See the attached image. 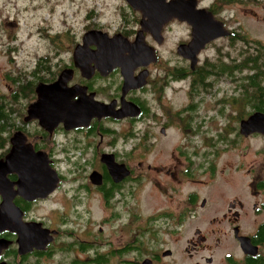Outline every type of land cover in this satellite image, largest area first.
<instances>
[{"label":"flooded vegetation","instance_id":"flooded-vegetation-1","mask_svg":"<svg viewBox=\"0 0 264 264\" xmlns=\"http://www.w3.org/2000/svg\"><path fill=\"white\" fill-rule=\"evenodd\" d=\"M123 1L118 8L119 22L115 28L94 23L88 26V30L102 32L109 38L122 36L129 42L128 45L112 47H138V50H129L121 57L135 60L134 64L140 65L133 70V76L141 77L144 83L140 88L124 95L120 68L105 76L96 70L90 80L85 79L75 66L74 52L77 47H68L66 58L64 53H59L62 47L56 49L53 57L47 56V64L52 70L44 72L48 74L46 81L39 84L52 85L64 70H72L73 78L67 88L78 91L72 102L78 100L85 88L86 94H94L95 101L101 104H114L118 111L125 102L132 103L138 107L139 114L122 119L94 118L89 126L70 130L61 122L50 131V125L48 129L44 128L38 120L26 121L28 108L37 98L24 112L14 113L11 132L4 134L7 139L0 140V163H5L14 149L15 157L21 158V161L39 158L17 155L19 149L30 152L31 148L35 154H43L59 182L53 193L32 202L18 194L19 175L16 172L0 180V210L15 206L23 216L22 221L7 216L0 219V264H177L178 234L185 232L184 237L188 232L191 234L192 230L188 228L192 226L196 228L194 234L185 240V252L191 260L199 257L200 260L194 264H264V171L258 169L255 163L247 165L244 158L238 162L235 171L246 169L250 174L248 189L244 191L245 199L235 196L231 183L224 189L221 187L223 192L219 194L207 193L204 196L194 189L180 193L175 185L199 183L204 174L211 177L217 173L212 162L207 168L195 163L194 159L199 155L194 152L189 155L185 144L181 148L175 147L178 148L175 167L167 171L173 184L165 186L158 182L154 189L160 195H170L168 201L172 207H160L151 214L143 212L145 199L142 197L146 184L150 185L146 181L153 179L147 176L157 168L150 158L160 138H167L170 131L178 137L181 133L190 137L199 136L203 111L209 114L211 110L207 104L209 94L200 90V79L195 74L196 68L206 62V59L202 61V56L221 40H227L232 45V38L240 30L229 26L220 16V3L205 4L204 0H198L197 9L212 13L231 35L207 45L198 55V64L193 70L191 61L178 54L179 46L192 40L193 26L180 22L176 17L171 18L167 5L173 0L162 3L160 11L163 13H158L156 23L127 0ZM180 23L187 26L191 39L171 46L169 35L173 27ZM138 36L143 42L136 45L134 42ZM168 47L171 48L167 50ZM87 48L92 52L98 50L95 46ZM238 56L241 57L240 53ZM96 64L95 60L91 62L92 67ZM114 82H117L115 86ZM179 93H183L184 98L179 100ZM224 100L230 105L231 114L225 113V107L215 110L219 120L227 122L224 133L218 134L216 139L208 137L205 143L209 147L216 142L222 143L223 156L227 145L233 152L242 149L243 145L249 149L250 142L259 138L264 142L263 134L241 133L242 122L261 111L235 106L228 98ZM245 153L241 156L244 157ZM262 153L261 165L264 166V148ZM105 156L120 168L124 165L129 174L124 176L111 172L103 163ZM160 159L157 162L160 163ZM221 173L225 174L224 171ZM93 174L98 175L93 177ZM193 179L199 181L192 182ZM171 191L174 193L171 194ZM57 196H60L57 202L62 205L58 219L40 221L31 217L36 205L54 201ZM98 203L105 207L103 211L106 212L100 221L101 226L110 225L113 229L111 238L106 241L102 240L103 227L95 229L94 224V230H91L89 221L86 220L84 226L81 219L83 208L89 216L91 211H95L94 204ZM17 215L19 212L16 210ZM32 223L41 224L45 230L41 233L43 248L21 254L20 236L30 231L24 225ZM209 226L210 229L203 230V227Z\"/></svg>","mask_w":264,"mask_h":264},{"label":"rangeland","instance_id":"rangeland-1","mask_svg":"<svg viewBox=\"0 0 264 264\" xmlns=\"http://www.w3.org/2000/svg\"><path fill=\"white\" fill-rule=\"evenodd\" d=\"M216 1L204 0V3L212 4ZM238 1L240 2L235 0L234 3L229 5L219 4L218 13L228 22L229 26L239 29L250 40H257L264 44V0ZM123 3V0H0V94L5 95L8 102H11L16 87L8 80L9 77L26 75L27 72L36 67L35 65L39 59L49 55L53 57L58 47H62L59 49V53H64L63 57L66 58L65 51L68 47H76L77 44L82 42L84 35L89 32L88 26L91 27V24L100 23L109 25L112 29L115 28V25L119 22L118 13L120 11L118 8ZM47 33L60 38L54 42ZM190 39L187 26L180 23L173 27L168 43L171 46L174 44L180 45L189 42ZM243 43L237 41L233 46L227 40H221L206 51L202 56V61L208 59L215 62L221 57L220 52L227 63L231 62V58L242 59V56L239 58V53L241 55L245 48L249 49ZM170 48L168 47L167 50ZM251 48V51L254 52L253 47ZM179 66H182V63L179 62ZM116 83L114 82L113 85L115 86ZM239 85L238 76L235 75L220 80L219 85L214 89V93L218 91L216 96L199 87L201 91H206L209 94L207 104L211 109L209 114L203 111V119L200 121V135L190 137L188 134L181 133L178 137L173 131H170L167 138H160L159 144L152 155L153 159L150 158L153 166L157 168L150 171L151 174L147 176L153 179L152 181H146L150 185L146 184V191L142 197L145 199L143 206L145 214L154 213L160 207L163 209L172 207V203L168 201L170 195H160L154 189L155 184H158V182L165 186H168V183L173 184L171 177L167 176V171L174 169L177 149L181 148L182 144L186 145V152L189 155L192 152L199 155L198 158L194 159L195 163H201L205 168L210 165V162L214 163L217 175L211 176L215 178L214 180L210 179L209 175L205 176L204 174L200 181L199 179H193L192 181H199V183H188L183 186H180V184L175 185L178 192L187 193L189 189H194L200 194H205L204 196L207 193L219 194L223 192L220 190L221 187L224 189L231 183L232 186H230L233 188L235 196L239 195L242 199H245L244 191L248 189L246 187L250 182V174L247 173L246 169L239 172L235 169L239 165L238 162L244 158L247 165L249 162L255 163L258 169L264 171V166L261 165L263 161V139L259 138L251 141L249 149L243 145L242 147L239 146L242 149H236L233 152H230V145H227L226 153L223 156H221L224 147L222 143L216 142L212 147L205 143L208 137L216 139L218 134L224 133L223 129L227 122L224 121L223 123L219 120L217 111L219 108L225 107V113L227 115L231 114V107L224 99L228 98L231 101L233 96L239 95ZM177 98L179 100L184 98L183 93H179ZM19 105L27 107L29 103L23 99ZM16 107L15 105L14 108ZM244 109L249 108L244 107ZM230 136L234 137L235 134H230ZM175 147L178 148L175 149ZM242 153L246 155L242 157ZM158 158L160 163L157 162ZM133 165L136 166V163ZM251 165L253 164H249V166ZM64 169H66V165ZM221 170L225 174L221 173ZM155 178L156 180H154ZM217 191L219 192L217 193ZM170 193L173 194L174 192L171 191ZM59 198L60 196H57L54 201L36 205L32 209L31 217L40 221L58 219L62 207L57 202ZM94 205L95 211H91L89 216L86 214L85 208L80 211L81 219L84 226L85 221H89L88 224L91 230H94V224L96 225L95 229L103 227L102 240L106 241L111 238L113 229L110 225L101 226L100 221L106 215V212L103 211L105 207L100 203ZM195 228L194 226L188 228V230H192V233L188 232L185 237V232L178 234L176 244L177 264H194L200 260L199 257L189 259L185 252V240L194 234ZM204 229H210V226L203 227Z\"/></svg>","mask_w":264,"mask_h":264},{"label":"water","instance_id":"water-1","mask_svg":"<svg viewBox=\"0 0 264 264\" xmlns=\"http://www.w3.org/2000/svg\"><path fill=\"white\" fill-rule=\"evenodd\" d=\"M165 0H127V2L136 10H141L144 15L156 23L160 7ZM198 0H173L167 5V10L172 14L171 18L176 17L180 22L191 23L193 26L192 40L188 44H181L178 48V54L191 61V69H195L198 64V55L204 48L214 41L229 37L231 33L225 28L222 22L215 19L212 13L206 9H197ZM143 41L138 36L134 42L136 45ZM129 42L122 36L109 38L102 32L89 31L83 37L82 44L77 45L74 52L75 66L82 76L90 80L95 71L98 70L103 76L113 70L120 68L123 76V94L126 95L130 90L140 88L144 83L141 77H134L133 70L140 66L135 65V60L128 61L121 57L127 51L138 50V47H112V45H128ZM98 47L96 52L90 51L87 47ZM113 55V56H112ZM96 61V66L92 67L91 62ZM73 78L72 70H64L59 80L52 84H39L36 88L37 100L28 108V117L26 121L38 120L40 125L47 128L64 122L67 130L87 127L94 118L114 117L118 119L126 117H136L139 109L132 103L125 102L120 110H116L114 104H101L94 99V94L88 96L87 89L79 95L76 102L72 98L76 96L77 90L68 89L67 84ZM49 128V127H48ZM47 128V129H48ZM241 133L245 135L258 133L264 135V113L256 112L241 124ZM20 146V144H19ZM15 149L8 156L5 163H0V180L11 172L19 175L18 194L25 197L28 201L44 199L53 193L58 185V177L55 171L50 167L43 154H35L31 148L30 152L25 149H19L17 155L21 157L35 156L39 157L32 161H21V158L15 157ZM103 163L108 166L111 172L122 173L124 176L129 174L127 168L122 165L121 168L110 158L106 156ZM123 167V170H122ZM98 174H93V177ZM99 184V183H98ZM13 205V204H12ZM12 209L2 208L0 210V219L7 216L22 221V212L15 206ZM16 210L19 215L16 216ZM30 231L20 236V253L25 254L34 248L42 249L41 224L32 223L24 225ZM47 232V231H46ZM41 235V236H40Z\"/></svg>","mask_w":264,"mask_h":264},{"label":"trees","instance_id":"trees-1","mask_svg":"<svg viewBox=\"0 0 264 264\" xmlns=\"http://www.w3.org/2000/svg\"><path fill=\"white\" fill-rule=\"evenodd\" d=\"M217 2L229 5L235 0H217ZM236 2L240 1L236 0ZM47 34L51 36L49 33ZM59 38V36H51L54 42ZM237 41L244 42L245 47H249V49H244L241 52L242 59L240 62L231 60L227 63L224 61L221 52L219 54L221 57L215 62L207 59L205 64L198 66L195 71L200 79L199 85L216 96L218 91L214 93V89L219 85L220 80L237 75L240 93L232 97L233 105L253 108L264 113V44L257 40H250L242 32L236 33V36L232 38V45L234 46ZM251 47H253L254 52L250 50ZM47 60V57L39 59L36 67L27 72L26 75L8 78L16 88L12 94L11 102H8L5 95L0 94V140L7 139L4 134L11 132L14 125V113H22L27 109L25 105H19L21 100L24 99L29 104L36 100L35 89L37 85L39 82L46 81L48 74L44 72L52 70V67L47 64ZM15 105L16 108H14Z\"/></svg>","mask_w":264,"mask_h":264}]
</instances>
